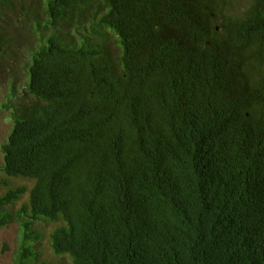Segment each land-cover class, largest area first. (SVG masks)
Returning a JSON list of instances; mask_svg holds the SVG:
<instances>
[{"label":"trees","instance_id":"trees-1","mask_svg":"<svg viewBox=\"0 0 264 264\" xmlns=\"http://www.w3.org/2000/svg\"><path fill=\"white\" fill-rule=\"evenodd\" d=\"M11 1L32 40L0 171L34 181L0 197L1 226L29 195L14 264H55L38 220L73 264H264V0Z\"/></svg>","mask_w":264,"mask_h":264},{"label":"rangeland","instance_id":"rangeland-1","mask_svg":"<svg viewBox=\"0 0 264 264\" xmlns=\"http://www.w3.org/2000/svg\"><path fill=\"white\" fill-rule=\"evenodd\" d=\"M11 2H14V9L16 10H20L21 4L34 3L33 0H12ZM2 9L0 5V19L2 20L0 22V33L6 29L4 34L9 33V35L12 36L18 35L19 38L11 42L4 41L0 43L5 50H8V54H10V56L6 58L0 57V166L3 163L1 145L13 125L10 115L11 111L16 106L25 102L27 97L25 92L26 78L24 75V64L26 62V43L32 40L31 36H27L26 31L28 28L26 29L19 20L16 21L15 25H9L7 23V20L17 18V12L11 9L4 11L3 17L5 20H3V18H1L3 14V12L1 14V11H3ZM74 28L73 25L72 34L76 32ZM4 37L8 36L4 35ZM0 38L3 39L2 34ZM13 82L16 84V87L12 95L10 90L12 87L11 83ZM7 101H9L7 104L8 107H4L3 105ZM33 183L34 181L32 179L8 177L5 173L0 171V197L4 196L9 189H15L22 185L31 188ZM28 196V192H26L20 199L3 206L11 215L5 220V223L0 226V264H14V255L24 242V231L18 219L19 217L22 218V215H19L18 211L22 208L24 203H27ZM57 226L58 223L47 220L33 222L30 229L34 232L33 235H38V237H32L26 240V244L30 245L34 252V262L41 263L45 261L55 264H73L68 255H56L53 252L51 247V233Z\"/></svg>","mask_w":264,"mask_h":264}]
</instances>
